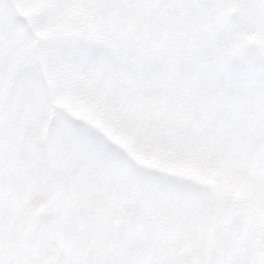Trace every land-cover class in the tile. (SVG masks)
Segmentation results:
<instances>
[{
  "label": "rangeland",
  "instance_id": "obj_1",
  "mask_svg": "<svg viewBox=\"0 0 264 264\" xmlns=\"http://www.w3.org/2000/svg\"><path fill=\"white\" fill-rule=\"evenodd\" d=\"M0 264H264V0H0Z\"/></svg>",
  "mask_w": 264,
  "mask_h": 264
}]
</instances>
